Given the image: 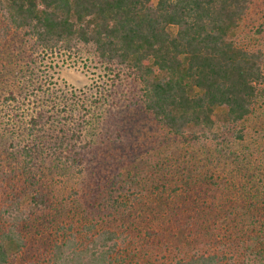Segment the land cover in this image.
<instances>
[{
    "label": "trees",
    "instance_id": "16d2710c",
    "mask_svg": "<svg viewBox=\"0 0 264 264\" xmlns=\"http://www.w3.org/2000/svg\"><path fill=\"white\" fill-rule=\"evenodd\" d=\"M252 1L0 0L1 44L20 36L28 61L51 69L57 59L85 49L110 81L81 94L60 90L62 97L48 100L12 92L4 98L15 103L1 113L6 119L0 143L4 133L9 138L0 144V264L163 262L166 234L155 220L166 209L153 203L148 211L141 206L147 178L129 182L115 174L113 179L121 182L107 188L97 176L100 151L112 142L121 144L123 129L129 126L110 115L97 132L90 130L98 125L91 119L98 107L113 101L114 81L129 78L138 85V99L123 108L139 104L175 138L218 146L227 135L242 140V121L264 97V52L241 46L234 37ZM13 119L22 123L20 129L11 126ZM176 154L167 166L180 160ZM187 165L179 166L180 179H191L190 171H197L198 163ZM157 171L152 169L150 176ZM172 179L166 174L161 181L156 178L150 193L201 190L190 184L168 189ZM225 180L211 169L200 177L209 193L227 188ZM258 184L259 197L256 193L250 198L259 200L250 204L254 211L248 214L260 223L252 230L259 227L260 234L244 239L249 254L254 251L250 243H264V171ZM241 186L239 190L248 189ZM178 205L169 208V221L181 227ZM74 210L83 220L85 215L90 218L76 226L66 215ZM142 211L147 212L139 225L135 219ZM261 246L254 256L264 260ZM244 256L195 251L166 264H262Z\"/></svg>",
    "mask_w": 264,
    "mask_h": 264
},
{
    "label": "rangeland",
    "instance_id": "374dc122",
    "mask_svg": "<svg viewBox=\"0 0 264 264\" xmlns=\"http://www.w3.org/2000/svg\"><path fill=\"white\" fill-rule=\"evenodd\" d=\"M234 37L239 45L251 49L258 48L264 52V0L252 1L246 15L239 22ZM21 41L22 37L18 36L9 42L0 43V115L6 111L7 105L13 106L15 103L4 99L10 92L20 97L27 95L35 100L42 98L48 100L47 98L52 99L56 95L62 97L60 90H72L81 94L96 84H110L104 75V69L92 53L85 49L81 50V53L72 54L66 60L57 59L53 62L56 67L51 69L46 63L43 65L39 61L33 63L28 61L26 57L28 55L23 51L25 46ZM47 61L52 62L50 59ZM53 82L55 84L52 86ZM114 82L115 86L111 87L115 92L113 101H108L97 108L98 114H94L91 120L98 125H95L96 128L90 127V130L101 131L105 118L116 115L122 120L123 125L129 126L123 129V138L127 137V139H120L121 144L112 142L105 151H100L102 155L95 162L99 169L97 176L101 180L100 183L107 188L112 182H116L115 184L121 182L118 178L113 179L115 174H119L121 178L127 176L129 182L131 178L143 181L147 178L144 184L147 195L142 199L141 206L148 211L153 203L154 206L160 205L159 208L167 210L160 213L163 214L161 220H155V222L160 221L158 223L164 228L163 231L166 234L164 241L167 247L161 251L164 256L163 262L154 264H166V260H173L180 255L187 257L195 251L223 252L235 258L245 257V254L251 261L264 264L263 259L262 261L254 256V252L261 245L250 243L251 250L254 251L249 254L245 249L248 241L244 240L247 235L260 234L259 227L252 231L260 223L253 222L255 218L250 217L248 213L254 211L251 205L259 200L257 197L250 198V195L257 193L259 197L260 190L256 189V185H259V177L264 171V97L242 121L245 128L242 140L227 135L225 141L219 146L212 141L211 144H193L189 137L175 138L168 134L150 114L142 111L139 104L123 108L124 105L137 102L138 85L129 78H121ZM37 85H41L42 89H36ZM114 102L116 105H111ZM5 119L2 115L0 116V130L5 124ZM11 126L20 129L22 123L18 119H13ZM2 136L4 139L0 144L9 138V132ZM114 136H111L112 139H115ZM178 151L179 156L176 154ZM173 154H176L175 156L180 160L169 167L167 163ZM195 163L196 165L198 163V167L197 171L194 172V169L190 171L191 179H186V175L180 179L182 166L188 164L189 167ZM156 168L158 171L155 176H150L152 169ZM207 169H211V173L215 176H226L225 181L229 183L227 188L221 187L222 190L211 191V193L204 192L207 186L200 181V177ZM164 174L172 175L173 178L168 181L170 182L167 184L168 189L173 185L183 188L187 186L186 184H190L201 190H189L186 193L177 191L171 195H168L167 191L159 193L154 190L150 193V190L154 189L155 179L161 181V176ZM242 184H247L248 189L239 190ZM81 189L88 190L87 186H82ZM174 204H179V215L182 214L181 227L176 222L169 221ZM247 209H249L248 212ZM147 211H142L141 215L136 217L137 224H144L142 216H145ZM77 212H71L70 215L66 213L76 226L90 218V215H85L83 220L76 215ZM176 212L178 213L177 210ZM261 249L264 250V243Z\"/></svg>",
    "mask_w": 264,
    "mask_h": 264
}]
</instances>
